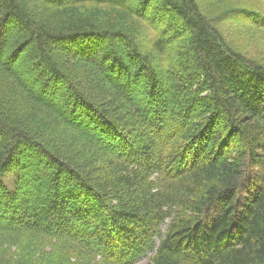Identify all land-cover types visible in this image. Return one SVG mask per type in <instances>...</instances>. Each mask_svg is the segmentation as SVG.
<instances>
[{
	"label": "trees",
	"instance_id": "obj_1",
	"mask_svg": "<svg viewBox=\"0 0 264 264\" xmlns=\"http://www.w3.org/2000/svg\"><path fill=\"white\" fill-rule=\"evenodd\" d=\"M255 33L264 0H0V264H264Z\"/></svg>",
	"mask_w": 264,
	"mask_h": 264
},
{
	"label": "rangeland",
	"instance_id": "obj_2",
	"mask_svg": "<svg viewBox=\"0 0 264 264\" xmlns=\"http://www.w3.org/2000/svg\"><path fill=\"white\" fill-rule=\"evenodd\" d=\"M199 1V0H198ZM201 1V0H200ZM207 2L210 3V0H206ZM254 37H250L247 42L246 39L243 38V41L240 39V34H236L235 35V40L236 42L241 44V47L244 48L245 52L247 50V57L257 61L258 63H264V35L261 33H255L253 35ZM254 41H257V44L254 43ZM20 63H16L13 67L12 70L16 71H20V66L18 65ZM23 77V76H22ZM27 81V86L32 88V90L38 91L40 89L38 88H34V86L30 83V78L26 79ZM37 245V244H34ZM11 250L14 252L15 254V258H20L19 255L16 254V251L14 248H11ZM31 256H34L33 254H31ZM148 259H144L142 260L139 264H148Z\"/></svg>",
	"mask_w": 264,
	"mask_h": 264
}]
</instances>
